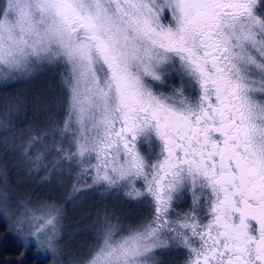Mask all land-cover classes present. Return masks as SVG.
<instances>
[{
    "label": "snow or ice",
    "instance_id": "obj_1",
    "mask_svg": "<svg viewBox=\"0 0 264 264\" xmlns=\"http://www.w3.org/2000/svg\"><path fill=\"white\" fill-rule=\"evenodd\" d=\"M49 66L65 70L59 111L44 106L31 143L142 205L98 219L90 264H150L161 247L264 264V0H2L0 80ZM0 202L25 248L51 225L57 256L60 206Z\"/></svg>",
    "mask_w": 264,
    "mask_h": 264
},
{
    "label": "rangeland",
    "instance_id": "obj_2",
    "mask_svg": "<svg viewBox=\"0 0 264 264\" xmlns=\"http://www.w3.org/2000/svg\"><path fill=\"white\" fill-rule=\"evenodd\" d=\"M64 71L62 67L49 66L31 74L11 76L7 81L0 80V83H11L10 85L15 87L11 90L17 91L22 88L10 94L13 99L10 102L7 101L8 105H12L8 117L15 121H28L30 131L27 130L26 133H31L22 153L17 156L13 154L14 157L10 161L11 172L16 175L0 172V192L7 191L8 193L12 204L9 212H12V209L21 201L27 202L34 209L36 216L44 215L50 204H56L63 210L59 232L55 234L57 256L53 257L44 252L50 238L54 235L51 225L37 233L35 242L30 241V246L27 248L33 246V252L43 257L49 256L51 264H57V260L59 264H90L102 244L101 228L98 223V219L105 215L101 214L102 209H106L107 213L115 212L109 198L110 193H116L128 203H137L125 195L124 189L106 191L103 188L85 187L83 180L79 178V170L75 167L69 168L67 162L53 170L52 165L59 157L54 153L45 154L44 152L46 147L52 146L51 139L48 140L47 145L31 143L33 138L40 133V129L46 126L44 106L51 104L54 110L59 111L55 101L61 96V79ZM57 119L62 124L64 113L59 112ZM26 133L22 132L21 137H25ZM38 155L44 156L39 167L33 162ZM87 183L90 184L91 180L88 179ZM139 206L142 208V205ZM117 214L121 219L125 217ZM0 220L5 221L14 238L23 244L19 236L28 233L18 234L15 227H10L15 220V215L4 217L2 202H0ZM41 222L37 221L31 231L34 232ZM113 222H115V217H113ZM37 244L40 245L39 248ZM170 250L185 249L175 247L156 249L150 258V264H156V257L159 253ZM187 254L191 258L190 254Z\"/></svg>",
    "mask_w": 264,
    "mask_h": 264
},
{
    "label": "trees",
    "instance_id": "obj_3",
    "mask_svg": "<svg viewBox=\"0 0 264 264\" xmlns=\"http://www.w3.org/2000/svg\"><path fill=\"white\" fill-rule=\"evenodd\" d=\"M10 84L8 82L0 83V117H3L5 112H9L7 101L10 102L13 99L10 94L22 89L19 88L17 91L11 90L15 89V87ZM28 128H30L28 121H15L9 117L6 126L0 125V172L2 174H14L11 172L12 165L10 161L14 157L13 154L17 156L22 153L27 139H30L31 133H26L29 130ZM24 131L26 135L25 137H21ZM111 204L115 213H119L123 217H133L142 209L139 205L128 203L120 197H117L115 202L112 200ZM106 213L107 210L102 209L101 214ZM33 249V246L25 248L21 242L17 241L5 221L0 220V264H51L49 256L43 257L33 252ZM156 258V264H180L183 255L178 250H170L159 253Z\"/></svg>",
    "mask_w": 264,
    "mask_h": 264
},
{
    "label": "flooded vegetation",
    "instance_id": "obj_4",
    "mask_svg": "<svg viewBox=\"0 0 264 264\" xmlns=\"http://www.w3.org/2000/svg\"><path fill=\"white\" fill-rule=\"evenodd\" d=\"M117 197H118L117 194L116 193H113V192H111L110 195H109L110 200L111 201L113 200L114 202L116 201V198ZM179 252H180V254L183 255V258H182V261L180 262V264H186V260L191 259L189 257V255L187 254L188 252L186 250H181Z\"/></svg>",
    "mask_w": 264,
    "mask_h": 264
}]
</instances>
